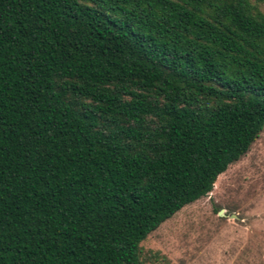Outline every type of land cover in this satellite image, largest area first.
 <instances>
[{"label": "trees", "instance_id": "16d2710c", "mask_svg": "<svg viewBox=\"0 0 264 264\" xmlns=\"http://www.w3.org/2000/svg\"><path fill=\"white\" fill-rule=\"evenodd\" d=\"M264 129V0H0V264H140Z\"/></svg>", "mask_w": 264, "mask_h": 264}, {"label": "rangeland", "instance_id": "374dc122", "mask_svg": "<svg viewBox=\"0 0 264 264\" xmlns=\"http://www.w3.org/2000/svg\"><path fill=\"white\" fill-rule=\"evenodd\" d=\"M140 264H264V129L211 192L140 243Z\"/></svg>", "mask_w": 264, "mask_h": 264}]
</instances>
